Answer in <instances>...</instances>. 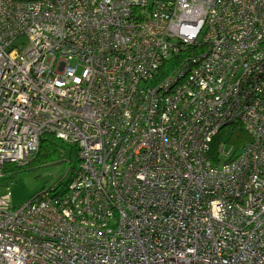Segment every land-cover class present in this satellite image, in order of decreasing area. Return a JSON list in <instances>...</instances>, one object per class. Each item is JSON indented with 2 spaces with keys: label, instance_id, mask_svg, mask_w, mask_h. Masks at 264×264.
<instances>
[{
  "label": "built area",
  "instance_id": "2783aa9c",
  "mask_svg": "<svg viewBox=\"0 0 264 264\" xmlns=\"http://www.w3.org/2000/svg\"><path fill=\"white\" fill-rule=\"evenodd\" d=\"M45 133L79 166L0 189V264H264V0H0V176Z\"/></svg>",
  "mask_w": 264,
  "mask_h": 264
},
{
  "label": "rangeland",
  "instance_id": "374dc122",
  "mask_svg": "<svg viewBox=\"0 0 264 264\" xmlns=\"http://www.w3.org/2000/svg\"><path fill=\"white\" fill-rule=\"evenodd\" d=\"M227 141V138H224ZM59 150L53 152L51 158L40 159L28 157V162L21 166L11 167L5 178V185L0 189L9 192L13 205L27 201L32 195L47 187L56 186L63 189L67 178L79 166L78 147L75 143L58 140ZM226 149L234 152V146L224 143Z\"/></svg>",
  "mask_w": 264,
  "mask_h": 264
},
{
  "label": "trees",
  "instance_id": "16d2710c",
  "mask_svg": "<svg viewBox=\"0 0 264 264\" xmlns=\"http://www.w3.org/2000/svg\"><path fill=\"white\" fill-rule=\"evenodd\" d=\"M203 44L196 42V44H192L187 46L185 50L181 53L182 56L188 55L190 53H195L199 48H203ZM174 58V57H173ZM172 64V63H171ZM169 66V63H167ZM224 138H227V141H224ZM249 139V135L247 131L244 129L242 124L238 121H231L227 125L223 126L217 134L216 140L213 141L212 147L215 148V145L219 142V140H223L224 143L230 144L234 146V152H231V156H235L241 149V146L244 142ZM58 140H62L61 138L55 136L51 133H45L40 137V144L38 151L32 155L33 159L36 157L43 160L51 158L54 151L59 150V142ZM28 162V160L20 165L10 164L5 166V172L0 176V187L5 185V178H7V173H12L13 171H8L11 167L21 166Z\"/></svg>",
  "mask_w": 264,
  "mask_h": 264
}]
</instances>
